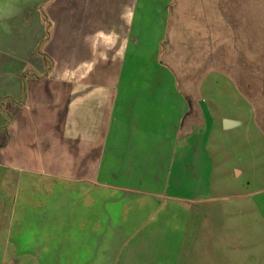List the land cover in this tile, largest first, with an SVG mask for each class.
Listing matches in <instances>:
<instances>
[{"label": "crops", "instance_id": "crops-1", "mask_svg": "<svg viewBox=\"0 0 264 264\" xmlns=\"http://www.w3.org/2000/svg\"><path fill=\"white\" fill-rule=\"evenodd\" d=\"M0 170L3 264H264V0H0Z\"/></svg>", "mask_w": 264, "mask_h": 264}, {"label": "rangeland", "instance_id": "rangeland-1", "mask_svg": "<svg viewBox=\"0 0 264 264\" xmlns=\"http://www.w3.org/2000/svg\"><path fill=\"white\" fill-rule=\"evenodd\" d=\"M141 49H144V47L141 46ZM138 62H139V64H138L139 67H146L148 65L147 59H145L143 57V53L141 54L140 61L138 60L137 63ZM230 174H231V172L225 173V175L228 177L227 178L228 180H233V178L230 177ZM3 175H4V171H1L0 170V196H3L4 195V191L6 189L4 187V182H3L4 181L3 180L4 178H3ZM221 185H223V184H221ZM221 185L217 184V186H219L221 188L220 189L221 192H223V193H229V192H231L232 187H227V186L223 187ZM253 188L254 189H259L260 187H253ZM7 196H9L8 192H7ZM258 206L259 207L257 209L264 210V202L263 203H260ZM2 230H3V228H0V242L3 241V238H4L3 237V231ZM254 235H255V233H254ZM254 241H255V239H254ZM2 253H3V246L0 243V264H3V261H2Z\"/></svg>", "mask_w": 264, "mask_h": 264}]
</instances>
